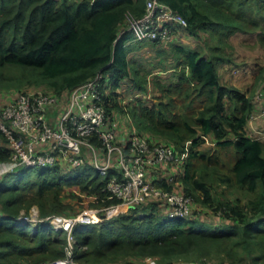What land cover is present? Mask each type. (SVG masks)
Returning a JSON list of instances; mask_svg holds the SVG:
<instances>
[{
	"label": "trees",
	"instance_id": "16d2710c",
	"mask_svg": "<svg viewBox=\"0 0 264 264\" xmlns=\"http://www.w3.org/2000/svg\"><path fill=\"white\" fill-rule=\"evenodd\" d=\"M159 1L186 19L187 26L181 32L196 37L207 33L218 44H225L240 31L253 36L256 47L264 52V19L241 17L240 9L234 10L236 2L240 6L250 2L263 12L264 0ZM145 3L0 0V88L36 86L65 97L101 71L103 80L111 83L102 98L106 113L117 110L128 118V111L115 99L117 90L128 89L134 98L131 115L138 132L169 138L176 149L187 150L176 178L195 202L188 217H169L159 203L150 202L124 208L98 224L77 225L75 259L79 264L117 260L135 264L130 258L151 256L164 264L181 258L204 262L215 257L216 264H264V141L246 134L254 101L247 90L220 81L218 66L229 60L217 52L218 45L212 47L216 52L212 56L197 48L173 45L172 64L178 70L169 73L168 68L154 69L138 75V67L128 55L127 42L132 35L118 34L126 15H142ZM149 72L159 93L153 100L146 96ZM128 77L130 80L121 83ZM262 78L264 61L256 70L254 83ZM207 136L214 140L213 146L197 150ZM94 143L99 145L96 140ZM10 153L9 140L0 130V162L7 161ZM114 174L117 170L112 167L100 175L87 159L76 168L60 161L50 166H20L3 175L0 264L42 262L62 256L64 235L54 236L52 227L43 223L32 232L28 224L16 220L20 209L27 212L35 204L41 217L70 214L72 206L65 197L82 202L83 196L86 201L82 207L115 204L118 200L102 191ZM216 184L224 186L219 194L213 193L215 187L219 189ZM69 188L72 192L66 195ZM225 189L240 190L246 197L228 198ZM197 204L210 208L220 224L207 222ZM139 211L144 212L143 217L138 216Z\"/></svg>",
	"mask_w": 264,
	"mask_h": 264
},
{
	"label": "built area",
	"instance_id": "2783aa9c",
	"mask_svg": "<svg viewBox=\"0 0 264 264\" xmlns=\"http://www.w3.org/2000/svg\"><path fill=\"white\" fill-rule=\"evenodd\" d=\"M186 26V19L166 4L146 0L142 15H126L118 37L130 32L135 41L168 42ZM103 79L99 71L68 91L65 97L33 89L19 91L8 101L0 102V130L11 146L9 159L0 162V178L20 166H50L64 161L76 168L87 159L100 175H105L112 167L119 174L112 175L102 188L118 200L115 204L45 217L33 207L27 213H19L16 220L28 224L32 232L38 223H43L51 226L56 235L65 237L62 256L25 264H78L74 227L98 224L118 215L123 208L157 202L169 217H188L194 211L193 198L183 192L182 183L176 178L187 150L179 151L171 142L149 139L138 132L129 116L127 136L119 139L114 117L106 113L102 101L111 83ZM258 85L253 101L261 104L264 102V81ZM60 102L62 110L57 117L48 118V108ZM259 118L264 120V107L257 113L252 112L249 121ZM159 183L173 187L165 189ZM0 216L4 215L0 212ZM138 216L143 217L144 212L139 211ZM167 264L205 263L196 260Z\"/></svg>",
	"mask_w": 264,
	"mask_h": 264
},
{
	"label": "rangeland",
	"instance_id": "374dc122",
	"mask_svg": "<svg viewBox=\"0 0 264 264\" xmlns=\"http://www.w3.org/2000/svg\"><path fill=\"white\" fill-rule=\"evenodd\" d=\"M238 8L240 9L239 11L242 12L241 17L245 16V18H247V17L251 16V17H253L255 19H259V20L264 19V11L260 12L258 10V8L254 6L253 3L247 2V3L240 6V4L238 2H236L234 4V10L236 11ZM203 37H204L205 41L204 40L202 41L200 38L199 41H201V42H199V43H202V45L207 46L211 36L206 33V34H203ZM234 39L236 40V42H238V44H240V46H235V45H233L232 42L228 43V44L226 42H225L226 44H218V42L215 38H211L210 42L217 44L220 47V50H218V53L221 51V55L224 58L230 60V62L225 61L226 64H228V65H226L223 70H220L221 75L223 74L224 71L227 70V72L230 74L229 75L230 80L228 82H231L232 84L238 86L239 88H242V90L247 87L246 88L247 94L251 96L252 100H254L253 98H254L255 91H256L257 87L259 86L258 84H259V82L264 81V78L258 80L257 82H255L251 85H249L251 83L249 80H250V78L253 77L252 74H253L254 70L256 71V69H258L257 67L259 65H255V64L258 63L261 60V58L256 57V56H257V54L259 56H262L261 53L263 52V49H261L260 47H256L255 38L253 36L246 34V33L241 35L240 31H237L236 34H234ZM146 41H148V40H146ZM143 44H145L143 47L144 51H139L137 53V55L132 56V60H134L133 62L138 67L137 68L138 69V75L139 74L140 75L146 74L147 70H151V71L152 70L154 71V69L165 70L172 65V62H173L172 59H173L174 55H173V51H172L171 47L168 48L166 46V47H164V49H162L161 47H160V49H158V48L154 47L152 45V43H150V42L149 43L143 42ZM149 60L151 62H148ZM249 72H250V74H249ZM148 74H147V78H148V80H150L149 81L150 84L148 85L149 92L147 93L146 96L148 97V100H150V99L153 100V97L159 93L157 91V86L151 82L154 75H151L150 72ZM159 79L163 83H166V81L164 82L163 78H159ZM127 80H130V77H128ZM121 83H125V82L122 81ZM36 88H39V87H36V86H33V87L10 86L9 88L2 87V88H0V100L3 101L6 98H9V97L11 98L21 90H25V89L26 90H33ZM122 88H123V86H122ZM125 91H124L125 96L122 97V95H121L122 93L119 95V96H121L122 99L124 98L123 99L124 101L120 102V104H121L122 108L126 109V112L128 111L129 117L133 121V124H135L134 119L131 115V108H132L131 106H133V105H131V102H133V99L132 98L127 99L128 96L130 95V92L128 89H126ZM115 99H117V95L115 96ZM260 105H261L260 103L254 102L253 112L255 111L257 113L260 109ZM61 110H62V102L56 103V104L50 106L47 110L48 118L49 117H51V118L57 117V115L59 114V111H61ZM118 113H120V112H118ZM115 116L117 117V115H115ZM115 116H114V118H115ZM261 130H262L261 132H264L263 129H261ZM248 133H250V132L248 131ZM145 135L149 139H152V140L157 139L159 141L172 143V141L169 138L157 137V136H153L149 133H147ZM260 139L262 141H264V136L260 137ZM213 144H214V140L207 136V137H205L204 142L201 143L198 147H196V149L199 151H206L209 149V147H212ZM101 156H102V153H99V157H101ZM216 186H218V185L216 184ZM218 187H219V189H217L216 187L214 188V190H216V191H213V193L216 192L219 194V191L224 189V186H218ZM76 191L79 192V194H80V191L78 189H76ZM69 192H72L70 190V188L65 192V194L66 193L69 194ZM224 192H225L224 195L228 198L236 197V198H240V199H245V197H246L244 192L237 190V189H225ZM65 199L68 200V202L72 206V210H71L70 214L76 213V212L82 210L83 208H87V207H82V202L86 201V198L84 196H83L82 202L78 201L76 197L72 198V199L65 197ZM197 205H199V204H197ZM32 207L35 209L37 208V210H38V207L34 204V205L30 206L28 211ZM199 207H200L199 208L200 214L202 216H204V218L207 222L214 223V224H218V223L220 224V222H221V221H219L220 219L218 218V216L213 214V212L210 210V208L202 206V205H199ZM23 212L27 213L24 209H20L19 213H23ZM37 212L39 214V211H37ZM130 260H132V262L135 264H158L156 258L151 257V256H145L142 258L141 257H134L132 259L130 258ZM196 260H199V258L198 259L197 258H190V259L181 258V259L173 260L171 263H182V262H190V261H196ZM204 260H206V261H204L205 264H216L217 263V259L215 257L205 258ZM199 261H201V260H199ZM36 263H41V262H36ZM167 263H169V262H165L164 264H167ZM22 264H25V263L23 262ZM111 264H124V263H123V260H117V261L111 262Z\"/></svg>",
	"mask_w": 264,
	"mask_h": 264
},
{
	"label": "crops",
	"instance_id": "0c3cea01",
	"mask_svg": "<svg viewBox=\"0 0 264 264\" xmlns=\"http://www.w3.org/2000/svg\"><path fill=\"white\" fill-rule=\"evenodd\" d=\"M241 33V32H240ZM236 34V33H235ZM244 33H241V35H243ZM248 35H250V34H248ZM201 38V40L203 41H205V39H204V37H203V34H199V36H192V35H190V34H188V33H186V32H180L177 36H175L172 40H170V41H168V42H160V44H157V45H155L154 47H156V48H158V49H160V47L162 48V49H164V47H168V48H170L171 47V49H172V51H173V48H172V46L173 45H177V44H179V45H184V46H186V47H188V48H197V49H200L201 50V52H203L204 54H206L207 56H212V55H214L216 52L214 51V49L212 48L213 46H217V44H215V43H211L210 42V40H211V37H210V39H209V42H208V44H207V46L205 45H202V43H199V42H201V41H199V39ZM209 38V37H208ZM143 42H146V41H135V40H130V41H128L127 42V44H129V46H130V49H129V52H128V55L131 57V56H135V55H137V53L139 52V51H144V45L145 44H143ZM233 43V45H235V46H240V44H238V42H236V40L234 39V35H232V36H230V37H228V39L226 40V43L228 44V43ZM225 43V44H226ZM201 45V46H200ZM219 47V46H218ZM220 48V47H219ZM236 48V47H235ZM218 50H220V49H218ZM218 50H217V52H218ZM215 52V53H214ZM210 53V54H209ZM262 54V56H259L258 54H257V56L256 57H260L261 58V60L258 62V63H256L255 65H261V63H263V61H264V52H262L261 53ZM259 58V59H260ZM229 62H230V60H229ZM226 65H228V64H226V62H222L219 66H218V74H219V78H220V81L222 82V83H230V84H232L231 82H228L230 79V74L227 72V70L226 71H224L223 72V74L221 75V73H220V70H223L224 68H225V66ZM259 67V66H258ZM257 67V68H258ZM255 68V67H254ZM179 68L177 67H174V64H172L167 70H166V72H175L176 70H178ZM254 70V69H253ZM257 70V69H256ZM249 74H250V72H249ZM255 74H256V71L254 70V72H253V74H252V78H250V84L249 85H251V84H253L254 83V78H255ZM126 80H127V78H125V80H121V81H124V82H126ZM234 85V84H233ZM123 86V85H122ZM236 86V85H235ZM238 87V86H237ZM239 88V87H238ZM247 88V87H246ZM243 89V90H247V89ZM241 90H242V88H240ZM125 91V90H124ZM124 91L123 90H117V93H116V95H117V101H118V103H120V102H122V101H124L122 98H121V96H119L121 93V95H122V97L123 96H125V94H124ZM126 92V91H125ZM129 98H132V99H134L131 95H129L128 96V98L127 99H129ZM126 111V110H125ZM119 111H117V110H113L112 111V115H113V117L115 116V115H117V117L115 116V118H114V121L116 122V125H117V129H118V135H119V139H123L125 136H127V133H128V131H129V129H128V121H127V118H125V116H124V114L122 113V112H120V113H118ZM116 113V114H115ZM115 114V115H114ZM264 120H261V118H259V120L257 119V120H253V121H249L248 120V124H247V128H246V134L248 135V136H252V137H257V138H260V137H262V136H264L263 134H264V132H261L262 130L261 129H263L264 130ZM248 131L250 132V133H248ZM157 140V139H156ZM53 235L54 236H56V233L53 231Z\"/></svg>",
	"mask_w": 264,
	"mask_h": 264
}]
</instances>
